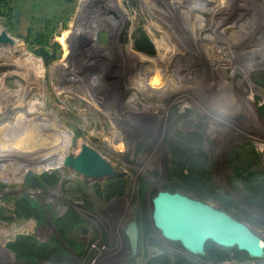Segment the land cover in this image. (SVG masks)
Listing matches in <instances>:
<instances>
[{
    "label": "rangeland",
    "instance_id": "1",
    "mask_svg": "<svg viewBox=\"0 0 264 264\" xmlns=\"http://www.w3.org/2000/svg\"><path fill=\"white\" fill-rule=\"evenodd\" d=\"M2 34L0 264H264L151 222L178 193L264 245V0H0Z\"/></svg>",
    "mask_w": 264,
    "mask_h": 264
},
{
    "label": "water",
    "instance_id": "2",
    "mask_svg": "<svg viewBox=\"0 0 264 264\" xmlns=\"http://www.w3.org/2000/svg\"><path fill=\"white\" fill-rule=\"evenodd\" d=\"M0 42H8L5 34L0 36ZM67 162L84 177L101 179L111 174L108 163L87 147ZM151 222L166 241L178 243L193 255L202 254L207 243L236 248L251 258L263 255V242L243 223L206 203L178 193L159 192L152 199ZM128 237L134 241L133 227H129Z\"/></svg>",
    "mask_w": 264,
    "mask_h": 264
},
{
    "label": "bare ground",
    "instance_id": "3",
    "mask_svg": "<svg viewBox=\"0 0 264 264\" xmlns=\"http://www.w3.org/2000/svg\"><path fill=\"white\" fill-rule=\"evenodd\" d=\"M10 45H12L14 48H18L19 47V44L17 43H15V42H13V41H10V43H9ZM4 48V46L2 47V49ZM9 48V47H8ZM9 50H11V48L9 49ZM12 52V51H11ZM81 146V149L83 148V144H79V146H78V148ZM78 148H77V150H78Z\"/></svg>",
    "mask_w": 264,
    "mask_h": 264
},
{
    "label": "trees",
    "instance_id": "4",
    "mask_svg": "<svg viewBox=\"0 0 264 264\" xmlns=\"http://www.w3.org/2000/svg\"><path fill=\"white\" fill-rule=\"evenodd\" d=\"M183 158H184V159L187 158V161L190 160V162L193 161V159L191 158L190 155H185ZM183 158H182V159H183ZM262 190H263V189H262ZM260 194H262V197H263L262 200H264V191H261Z\"/></svg>",
    "mask_w": 264,
    "mask_h": 264
}]
</instances>
